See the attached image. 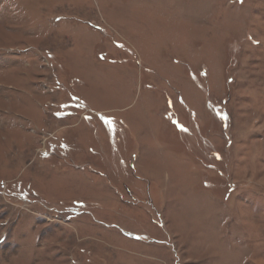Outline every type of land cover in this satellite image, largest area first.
Wrapping results in <instances>:
<instances>
[{"label":"rangeland","instance_id":"rangeland-1","mask_svg":"<svg viewBox=\"0 0 264 264\" xmlns=\"http://www.w3.org/2000/svg\"><path fill=\"white\" fill-rule=\"evenodd\" d=\"M0 264H264V0H0Z\"/></svg>","mask_w":264,"mask_h":264}]
</instances>
